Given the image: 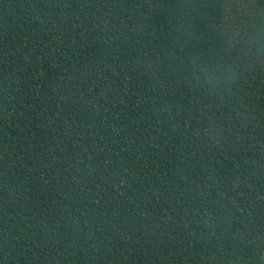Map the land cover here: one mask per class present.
<instances>
[{
  "label": "trees",
  "instance_id": "1",
  "mask_svg": "<svg viewBox=\"0 0 264 264\" xmlns=\"http://www.w3.org/2000/svg\"><path fill=\"white\" fill-rule=\"evenodd\" d=\"M233 0H0V264H264V24Z\"/></svg>",
  "mask_w": 264,
  "mask_h": 264
},
{
  "label": "rangeland",
  "instance_id": "2",
  "mask_svg": "<svg viewBox=\"0 0 264 264\" xmlns=\"http://www.w3.org/2000/svg\"><path fill=\"white\" fill-rule=\"evenodd\" d=\"M229 17L238 31L256 27L258 20L264 24V0H233Z\"/></svg>",
  "mask_w": 264,
  "mask_h": 264
}]
</instances>
